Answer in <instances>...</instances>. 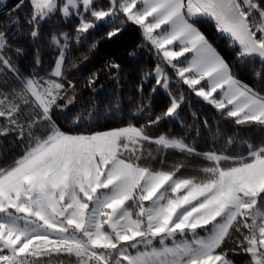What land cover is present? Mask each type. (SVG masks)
I'll list each match as a JSON object with an SVG mask.
<instances>
[{"label": "snow or ice", "instance_id": "6c2138e0", "mask_svg": "<svg viewBox=\"0 0 264 264\" xmlns=\"http://www.w3.org/2000/svg\"><path fill=\"white\" fill-rule=\"evenodd\" d=\"M24 6L17 0L0 27V137L22 146L10 159L0 152V264H264V92L236 77L203 30L211 23L245 69L264 65V0H27L34 40L52 20L71 29L51 32L45 75L22 73L15 59L23 50L9 30ZM130 25L155 60L136 111L147 107L149 80L150 94L169 90V103L143 123L133 113L110 130L64 126L80 91L68 67L89 58L70 57L71 41L91 53ZM105 69L119 81L117 60ZM253 75L264 81V69ZM98 79L83 86L95 91ZM173 81L231 120L235 138L200 149L154 136L184 102Z\"/></svg>", "mask_w": 264, "mask_h": 264}, {"label": "trees", "instance_id": "16d2710c", "mask_svg": "<svg viewBox=\"0 0 264 264\" xmlns=\"http://www.w3.org/2000/svg\"><path fill=\"white\" fill-rule=\"evenodd\" d=\"M17 0H5L4 7H0V27H4L9 18H13V6ZM24 7L15 15L17 24L9 30L13 47H19L23 53L15 57L22 73L31 75L34 72L45 75L54 67L53 61L56 56L55 49L50 46L49 39L52 31L63 29L71 31L66 22L59 20L49 21L42 25L41 34L35 40L30 36V28L23 23L27 19L30 9L27 0H24ZM209 40L214 43L225 59L232 65L233 72L243 83L254 87L257 91L264 92V81L253 75V68L256 73L264 69V65L257 62L254 66H244L237 64L234 52L225 45L218 36L211 23H206L203 27ZM141 45V34L137 27L128 26L123 34L113 40H104L94 52H88V42L83 46H78L75 39L70 43V57H82L88 55V60L77 61L78 67H68L69 78L73 79L80 89L79 95L74 105L69 106V119L65 122L64 115L59 118L60 123L66 127H73L74 121L79 122V126H88L96 130H110L115 127L125 126L133 113L141 123L147 120L148 116L158 113L169 103V95L163 89L150 94L149 88L152 86L151 80L144 83V97L147 107L143 112H137V104L140 99L137 87L142 82V75L148 71L149 66L155 60L147 47ZM129 52H134V56H129ZM39 55L41 64L37 66L35 60ZM109 60H117L122 66L119 81L107 75L105 64ZM67 67V66H66ZM99 73L96 90L85 88L87 78L93 73ZM170 89L173 95L179 91L184 94V102L179 109V115L162 125L154 126L152 134H167L177 138L183 136L190 143H195L200 149H206L214 143L225 144L227 138L233 137L237 131V126L231 120L222 118L220 111L209 105L204 100L197 98L186 87H178L173 81ZM207 121V125H205ZM249 136H258V130L248 133ZM240 136H244L241 131ZM241 142L237 139V144ZM21 145L16 142L15 137H0V152L4 153L5 159L17 155L21 151ZM231 148L232 145H226ZM155 152V146H153ZM178 157L169 155V163L176 161ZM154 163V162H153ZM239 258V257H238Z\"/></svg>", "mask_w": 264, "mask_h": 264}, {"label": "built area", "instance_id": "2783aa9c", "mask_svg": "<svg viewBox=\"0 0 264 264\" xmlns=\"http://www.w3.org/2000/svg\"><path fill=\"white\" fill-rule=\"evenodd\" d=\"M5 5V0H0V7H4Z\"/></svg>", "mask_w": 264, "mask_h": 264}, {"label": "rangeland", "instance_id": "374dc122", "mask_svg": "<svg viewBox=\"0 0 264 264\" xmlns=\"http://www.w3.org/2000/svg\"><path fill=\"white\" fill-rule=\"evenodd\" d=\"M166 93H168L169 90H164ZM198 98V97H197ZM202 99V98H199ZM203 100V99H202ZM206 103H208L207 101H205ZM209 104V103H208ZM210 105V104H209Z\"/></svg>", "mask_w": 264, "mask_h": 264}]
</instances>
